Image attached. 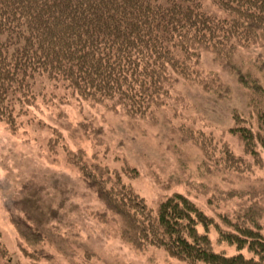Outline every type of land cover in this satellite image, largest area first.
Here are the masks:
<instances>
[{
	"label": "rangeland",
	"instance_id": "rangeland-1",
	"mask_svg": "<svg viewBox=\"0 0 264 264\" xmlns=\"http://www.w3.org/2000/svg\"><path fill=\"white\" fill-rule=\"evenodd\" d=\"M205 6L220 14L211 1ZM261 36L232 44L226 56L201 49L191 79L177 74L161 104L142 115L37 77L22 126L12 132L0 121V246L7 256L17 264H188L164 247H135L130 223L106 207L63 147L94 157L95 173L129 183L148 207L184 194L215 219L208 231L213 248L232 254L234 247L219 242V227L230 229L240 212L264 219V152L256 144L248 149L234 130L239 119H253L255 106L264 113ZM19 223L45 236L44 258L23 252L32 247Z\"/></svg>",
	"mask_w": 264,
	"mask_h": 264
},
{
	"label": "trees",
	"instance_id": "trees-1",
	"mask_svg": "<svg viewBox=\"0 0 264 264\" xmlns=\"http://www.w3.org/2000/svg\"><path fill=\"white\" fill-rule=\"evenodd\" d=\"M206 1L0 0V121L12 132L22 126L42 76L84 100L119 103L127 114L142 115L161 104L177 74L191 79L201 49L226 56L232 44L264 34V0H208L220 14L207 10ZM253 112L234 130L248 149L256 144L264 152V113L260 106ZM62 151L106 207L130 223L135 247H164L188 264H264V219L240 212L230 229L218 226L219 242L235 251H216L208 232L215 219L184 194L148 207L129 183L95 173V158L82 149ZM134 176L128 169V177ZM100 218L107 220L104 213ZM19 225L23 242L32 247L22 246L23 252L44 258L39 249L45 236L34 224ZM3 246L2 264H17Z\"/></svg>",
	"mask_w": 264,
	"mask_h": 264
}]
</instances>
